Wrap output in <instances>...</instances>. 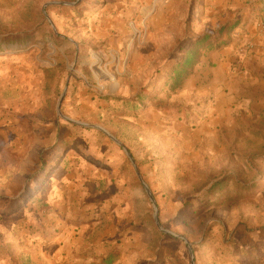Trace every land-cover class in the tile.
<instances>
[{"label":"rangeland","instance_id":"rangeland-1","mask_svg":"<svg viewBox=\"0 0 264 264\" xmlns=\"http://www.w3.org/2000/svg\"><path fill=\"white\" fill-rule=\"evenodd\" d=\"M106 257L264 264V0H0V264Z\"/></svg>","mask_w":264,"mask_h":264},{"label":"trees","instance_id":"trees-1","mask_svg":"<svg viewBox=\"0 0 264 264\" xmlns=\"http://www.w3.org/2000/svg\"><path fill=\"white\" fill-rule=\"evenodd\" d=\"M233 27L230 25H224L218 29V34L219 37L222 36L225 32H229ZM214 38L211 37V35H206L202 37L201 39H198L196 41H192L191 46L185 49V56L183 60L179 63L176 64V68L174 71H172V76L170 77L171 84L173 87L179 88L180 84L183 82L184 79H186L189 76V69L197 64V59L199 56V51L201 49H204L206 46H212L214 42H221L219 41V38H216L215 41H213ZM225 44H227V41H225ZM140 106L132 105L129 108V111L132 112H137ZM225 179H222L220 181L215 182L214 184L211 185V187L207 190V194H210L206 198V204H210L211 202L214 201L213 198H228L227 193H225ZM253 188L249 187H243L241 186L238 190L242 191H248L252 190ZM211 196H216V197H211ZM217 204V203H216Z\"/></svg>","mask_w":264,"mask_h":264},{"label":"water","instance_id":"water-1","mask_svg":"<svg viewBox=\"0 0 264 264\" xmlns=\"http://www.w3.org/2000/svg\"><path fill=\"white\" fill-rule=\"evenodd\" d=\"M142 185H143V188H144L146 194H147L148 197H149V200H150V201L152 202V204L154 205L153 198H152V196L150 195V192H149L148 188H147L144 184H142ZM190 256H191V259H192V251H191V250H190Z\"/></svg>","mask_w":264,"mask_h":264},{"label":"crops","instance_id":"crops-1","mask_svg":"<svg viewBox=\"0 0 264 264\" xmlns=\"http://www.w3.org/2000/svg\"><path fill=\"white\" fill-rule=\"evenodd\" d=\"M105 260L108 262V264H113V262H114L113 259H111V258H108V259H107V257H106Z\"/></svg>","mask_w":264,"mask_h":264}]
</instances>
